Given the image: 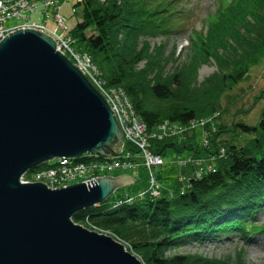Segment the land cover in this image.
Returning a JSON list of instances; mask_svg holds the SVG:
<instances>
[{
  "label": "trees",
  "instance_id": "1",
  "mask_svg": "<svg viewBox=\"0 0 264 264\" xmlns=\"http://www.w3.org/2000/svg\"><path fill=\"white\" fill-rule=\"evenodd\" d=\"M181 1L78 0L81 19L65 34L89 54L108 87L123 89L147 132L164 121L185 124L218 115L212 127L205 125L201 143L196 131L188 130L182 137L152 139L154 152L187 150L194 159L211 157L221 148L225 152L210 161L213 170L199 176L196 170L203 163L179 166L181 181L168 196L135 195L127 202L126 196L112 194L72 220L120 239L142 264H247L242 250L234 259L169 252L190 243L264 232V224L253 220L264 209V104L254 123L238 117L263 102L264 89L248 107L228 110L237 100L228 92L264 63V0H215L204 26L188 25L186 60L169 67L177 58L176 49L164 54L167 41L191 15ZM155 38L159 42L151 46ZM210 63L215 71L198 82L197 67Z\"/></svg>",
  "mask_w": 264,
  "mask_h": 264
},
{
  "label": "water",
  "instance_id": "2",
  "mask_svg": "<svg viewBox=\"0 0 264 264\" xmlns=\"http://www.w3.org/2000/svg\"><path fill=\"white\" fill-rule=\"evenodd\" d=\"M122 142L105 97L56 50L52 37L32 28L5 35L0 40V264H142L112 236L72 220L134 182L131 175L55 189L19 181L24 172L57 157L117 156Z\"/></svg>",
  "mask_w": 264,
  "mask_h": 264
},
{
  "label": "built area",
  "instance_id": "3",
  "mask_svg": "<svg viewBox=\"0 0 264 264\" xmlns=\"http://www.w3.org/2000/svg\"><path fill=\"white\" fill-rule=\"evenodd\" d=\"M59 6V0H0V40L8 33L19 28L40 30L52 37L56 42V50L72 60L105 97L122 131V149L119 155L112 157H99L94 154H85L80 157H57L44 166L24 172L19 178L20 183L42 182L45 183L47 188L55 189L76 182L86 184V181L96 180L95 178L99 176L110 175L116 170H133L142 166L149 172L148 187L139 192L137 196L142 197L146 194L153 197L160 196V185L153 174V170L164 166L165 161L163 155L154 152L150 148L151 140L165 137H182L193 127L196 129L207 124L212 127L215 119L213 117L205 118L201 123L194 119L185 124L164 121L157 126L155 131L147 132L144 122L136 113L133 104L123 89L108 87L99 69L91 61L89 54L78 49L74 38L65 34L66 17L60 14ZM33 13H37L36 20H32L31 15ZM12 20L18 22L7 25V22ZM49 21H52V26L48 25ZM130 146L133 147V150L130 149ZM224 152L221 149L217 154H212L208 160H204L203 157L194 159L188 156L184 159H176L175 162L181 167L189 163H209L207 169L213 170L210 161L216 157H221ZM203 170H196L197 176ZM125 199L127 202H131L134 197L127 196ZM89 227L86 228L99 230L98 228Z\"/></svg>",
  "mask_w": 264,
  "mask_h": 264
},
{
  "label": "rangeland",
  "instance_id": "4",
  "mask_svg": "<svg viewBox=\"0 0 264 264\" xmlns=\"http://www.w3.org/2000/svg\"><path fill=\"white\" fill-rule=\"evenodd\" d=\"M78 0H59V12L61 15L66 17V28L68 30L71 29L77 21L81 19V6H76ZM181 8H187L191 11L190 20L185 24L184 27H180L181 29L172 34L165 47L164 54L168 55L172 49L175 50V57L177 58L174 61V64H169V67L174 66L175 64H181L186 60V56L188 49L186 48L189 43V34L190 29L188 25H192L196 29H200L204 26V18L209 12L214 11L215 8V0H182L180 3ZM32 20L37 19V13H33L31 15ZM18 22L17 20L8 21L7 25ZM49 26H52V21L48 22ZM159 42V38L152 39L150 41V45L153 46ZM70 60V59H69ZM72 63L73 61L70 60ZM181 62V63H180ZM74 64V63H73ZM75 65V64H74ZM76 66V65H75ZM77 67V66H76ZM193 68L191 67V70ZM197 80L200 82L205 77L209 76L213 71H215V65L213 63L210 64H201L197 67ZM261 89H264V63L255 66L251 69L250 74L246 77V79L242 80L240 83L236 85L234 89L229 91V94H232L236 97V102L234 104L230 103L228 107L229 114L233 113L236 108H246L253 101L254 97L260 92ZM258 102V101H257ZM264 104L259 101L255 107L249 111V113L243 115H239L241 119L245 120L249 123H254L258 120L260 108ZM223 105H228V100L224 98ZM218 115H215L213 118L216 120ZM197 122H203V118L196 119ZM195 127H193L194 129ZM191 129V130H193ZM196 131V141L197 143H201L204 141V131H206L205 125H201L194 129ZM223 149V148H221ZM220 149V150H221ZM218 150V151H220ZM224 150V149H223ZM190 154V151L184 150L181 153H177L174 150L168 148L166 153L163 155V159L165 161L164 166H160L154 169L153 174L155 175L157 181L159 182L160 193L161 196H168L172 193V187L176 186L178 181H181L180 175L181 169L179 165L174 162L176 159H184ZM214 155L217 153H213ZM195 155H193L194 157ZM204 160H208L210 157L208 155H204ZM201 157V155H200ZM140 161V158H139ZM209 166V163H205L203 167L201 166L199 170H206ZM122 174H129L134 179V182L125 185L123 187L118 188L114 195L118 196H129L134 197L138 195L140 191L144 190L148 186L149 180V172L144 167L140 166L137 169L133 170H116L112 172L110 175L117 176ZM171 190V191H170ZM255 223L264 224V209L259 210L253 217ZM96 231V230H93ZM97 232H102L103 234H109L104 230H97ZM116 241L124 244L120 239L112 236ZM125 245V244H124ZM126 250L127 246L125 245ZM238 250L243 251V257L247 264H264V232L253 234L251 236L238 235L233 234L228 238H220L218 241L214 240H205L201 243H190L185 246L179 247L177 249H172L169 254L172 253H196L207 256V258H215V259H224L231 258L234 259L235 254ZM131 252V251H130ZM132 253V252H131ZM138 258V257H137ZM140 260V259H139ZM141 261V260H140Z\"/></svg>",
  "mask_w": 264,
  "mask_h": 264
},
{
  "label": "bare ground",
  "instance_id": "5",
  "mask_svg": "<svg viewBox=\"0 0 264 264\" xmlns=\"http://www.w3.org/2000/svg\"><path fill=\"white\" fill-rule=\"evenodd\" d=\"M81 225V224H80ZM83 226V225H82ZM85 227V226H84Z\"/></svg>",
  "mask_w": 264,
  "mask_h": 264
},
{
  "label": "clouds",
  "instance_id": "6",
  "mask_svg": "<svg viewBox=\"0 0 264 264\" xmlns=\"http://www.w3.org/2000/svg\"><path fill=\"white\" fill-rule=\"evenodd\" d=\"M45 165V164H44Z\"/></svg>",
  "mask_w": 264,
  "mask_h": 264
}]
</instances>
